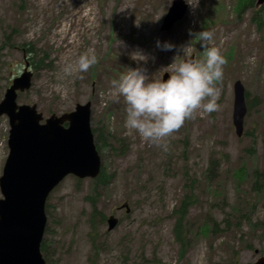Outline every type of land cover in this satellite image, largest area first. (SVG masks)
<instances>
[{
  "label": "rangeland",
  "instance_id": "374dc122",
  "mask_svg": "<svg viewBox=\"0 0 264 264\" xmlns=\"http://www.w3.org/2000/svg\"><path fill=\"white\" fill-rule=\"evenodd\" d=\"M173 1L0 0V103L28 61L33 86L19 96L20 105H37L49 118L90 103L92 129L108 126L111 137L124 141L122 156L117 144L101 155L112 180L97 200L98 211L107 219L116 216L118 226L109 231L96 216L92 237L94 214L86 200L92 196L91 181L79 184L68 177L48 200L46 264H255L264 257V29L252 23L253 10L239 16L238 0H199L182 22L164 32ZM218 5L224 22L220 10L212 11ZM203 30L214 33L209 46L218 47L227 61L218 83L219 111L194 113L165 139L166 151L138 133L128 134L126 105L123 97L110 94L112 81L141 67L151 82L164 79L174 59L177 64L201 61L204 49L195 35ZM158 40L176 49L160 51ZM190 43L187 55L178 51ZM90 49L96 64L86 73L65 75L63 69ZM32 50L39 53L35 61L45 59L37 71L31 67ZM135 53L147 62L133 60ZM236 82L254 104L241 137L233 126ZM9 131L8 120L1 118L0 178ZM243 170L248 176L240 179L236 173ZM190 194L195 199L185 219L190 243L181 257L174 213ZM205 222L218 231L201 236Z\"/></svg>",
  "mask_w": 264,
  "mask_h": 264
},
{
  "label": "water",
  "instance_id": "95a60500",
  "mask_svg": "<svg viewBox=\"0 0 264 264\" xmlns=\"http://www.w3.org/2000/svg\"><path fill=\"white\" fill-rule=\"evenodd\" d=\"M263 4L264 0H258V6ZM187 11L183 0H175L162 30H171ZM32 79L26 69L0 103V118L7 117L10 126L9 155L0 178V264H46L41 246L51 193L69 176L96 179L102 169L91 126V104L78 105L74 112L53 115L43 123L37 106L18 104L19 93L31 89ZM234 92L233 126L241 137L248 111L246 91L236 82ZM117 224L112 217L110 231ZM255 264H264V257Z\"/></svg>",
  "mask_w": 264,
  "mask_h": 264
},
{
  "label": "clouds",
  "instance_id": "9594fccd",
  "mask_svg": "<svg viewBox=\"0 0 264 264\" xmlns=\"http://www.w3.org/2000/svg\"><path fill=\"white\" fill-rule=\"evenodd\" d=\"M190 9L199 5V0H185ZM189 35L193 33L189 31ZM214 33L201 31L195 35L204 49L201 61L188 60L177 64L174 62L167 68L169 78L149 81L147 69L137 67L112 81L111 95L123 97L126 105L125 128L128 134L138 133L145 142L156 147L168 148L165 139L179 130L186 120L194 113L201 111L211 114L219 111L220 88L224 66L227 61L218 47H210ZM192 43L178 49L183 55L191 50ZM156 47L160 51L168 52L176 46L167 41H157ZM132 59L137 62H147V57L135 53ZM153 59H155L153 57ZM97 62V58L90 49L82 54L75 65H67L63 71L65 75L74 72L86 73ZM254 62V58H250Z\"/></svg>",
  "mask_w": 264,
  "mask_h": 264
},
{
  "label": "trees",
  "instance_id": "16d2710c",
  "mask_svg": "<svg viewBox=\"0 0 264 264\" xmlns=\"http://www.w3.org/2000/svg\"><path fill=\"white\" fill-rule=\"evenodd\" d=\"M256 2L257 0H238L237 6L235 7V11H237L239 16H241V14L244 13L245 11L253 10L252 11L253 12L252 23L255 24L258 30L260 31V29H264V5H262L260 9H257ZM219 10L220 12L221 10H223V7L220 5H218L217 8L212 9V11L215 14L219 13ZM222 14H223V11L219 13L218 16H221L220 21L224 22L223 20L224 15ZM223 24H226V23H223ZM28 53L31 54L30 55V58L32 60L31 67L34 68L35 71L39 70L40 68H42V66H44L45 59H41L40 61H35V58L39 56L38 52L32 50V51H29ZM93 132L95 135L96 147L100 155H102L103 152L108 151L110 149L114 150L115 144H117L118 148L120 149L121 153H119V156H122V154H124V149L122 147L124 141L121 139H118L117 137L115 138L111 137L112 134L108 126H104L102 130L94 129ZM97 132H98V135H97ZM115 152L116 154H118L117 151ZM244 171L245 170H243L241 174H239L238 172L236 173L240 179H243L244 176L246 177L248 176V174H245ZM258 173H259L258 171H255L254 177L256 179H257V176H259ZM111 180H112V176L108 175L103 167L99 177L95 179L94 181H91L90 191L92 193V196L87 197L86 200L91 203L92 208H93V214H94L93 221L91 223V228L93 230L91 234L92 237L96 234L94 232L96 216H99L101 219L100 221L102 222L106 220L104 215L98 211L97 200L99 197V193L101 191L106 192L108 190L109 183ZM77 182L79 184L82 183V181L80 180H77ZM255 184H256V187H259L258 182H255ZM256 189H259V188H256ZM194 203H195V199L192 196V194L186 195L180 201L179 206L176 212L174 213V215L177 217L176 225L174 227V236H175L176 242L181 247V252H180L181 257H184V253L186 249L189 247V243H190L188 239V229H187V226L185 225V219H186V216L188 214L190 207H192ZM47 210L49 211L48 206H47ZM217 229L218 228H216L215 226H211L210 223L205 222L204 225L201 227L199 234L203 237H208L210 233H216L218 231ZM92 243L94 244V242ZM94 249L97 250V247L95 245H94ZM45 250H46V247H45V244H43L41 246V252L44 254Z\"/></svg>",
  "mask_w": 264,
  "mask_h": 264
},
{
  "label": "flooded vegetation",
  "instance_id": "af4514ba",
  "mask_svg": "<svg viewBox=\"0 0 264 264\" xmlns=\"http://www.w3.org/2000/svg\"><path fill=\"white\" fill-rule=\"evenodd\" d=\"M26 63H28V62H26ZM249 105L254 106V104L252 102Z\"/></svg>",
  "mask_w": 264,
  "mask_h": 264
}]
</instances>
